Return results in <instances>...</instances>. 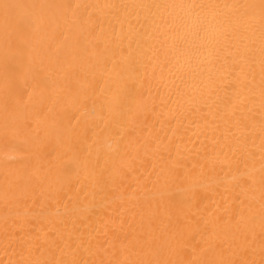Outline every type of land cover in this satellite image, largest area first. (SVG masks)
<instances>
[{"label":"bare ground","instance_id":"obj_1","mask_svg":"<svg viewBox=\"0 0 264 264\" xmlns=\"http://www.w3.org/2000/svg\"><path fill=\"white\" fill-rule=\"evenodd\" d=\"M0 264H264V0H0Z\"/></svg>","mask_w":264,"mask_h":264}]
</instances>
